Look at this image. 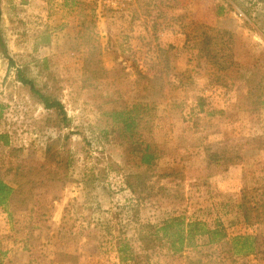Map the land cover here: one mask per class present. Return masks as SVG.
Listing matches in <instances>:
<instances>
[{
  "label": "rangeland",
  "instance_id": "rangeland-1",
  "mask_svg": "<svg viewBox=\"0 0 264 264\" xmlns=\"http://www.w3.org/2000/svg\"><path fill=\"white\" fill-rule=\"evenodd\" d=\"M1 9L15 65L9 70L0 53V132L23 150L10 153L0 141V177L14 184L15 173H30L35 196L27 207L0 205V264H186L188 256L225 254L229 246L209 243L206 233L218 221L229 235L260 231L237 214L243 191L264 184V104L250 93L264 78V0H1ZM158 44L174 75L191 74L189 86L151 94L136 83L134 58L150 59ZM89 58L105 68L91 87ZM17 68L37 89L58 93L69 125H56L59 111L37 101ZM199 95L214 109L200 113L199 131L176 113L162 128L163 161L183 168V180L135 195L126 176L137 159L106 112L135 99L186 110ZM65 135L68 173L44 166L47 139L62 137L63 145ZM215 142L241 148L243 160L209 167L204 146ZM149 222L160 240L144 250L138 232ZM237 264L264 260L250 255Z\"/></svg>",
  "mask_w": 264,
  "mask_h": 264
},
{
  "label": "trees",
  "instance_id": "trees-1",
  "mask_svg": "<svg viewBox=\"0 0 264 264\" xmlns=\"http://www.w3.org/2000/svg\"><path fill=\"white\" fill-rule=\"evenodd\" d=\"M1 17L0 0V21ZM159 29L161 28L156 24L154 30L158 31ZM48 40L45 43H49ZM158 47L159 50L156 52L151 48L149 49L148 54L153 53L150 59L147 58V55L134 58L132 66L136 73V83L149 89L151 94H164L170 88L189 86L191 74L188 75V72H186L182 75L178 73L174 75L169 57L164 59V48H161L160 44H158ZM0 53L9 60L10 70L15 62L9 55L1 26ZM100 62V60L92 58L86 60L85 66L89 76L87 79L85 77L84 80L87 81L85 83L90 87L93 84L99 85L102 83V73L105 68L101 66ZM16 76L22 85L30 88L32 95L40 104L47 109H57L59 111L62 116L61 122L56 124L59 128L69 125L70 118L65 110V104L56 91L44 92L37 89L34 80L29 78L21 68L16 69ZM57 82L55 81V84ZM256 84L257 86L251 89L250 93L255 99L264 104V78L263 80L257 78ZM115 97L113 99H117V96ZM196 100L195 105H191L185 110L186 107L180 102H171L168 108L166 105L158 104L154 100L135 99L123 108H111L110 111L106 112L112 118L114 124L117 125L119 137L130 145L131 153L137 159L138 169L126 176L127 185L135 195L151 196L159 190H167L168 183L179 184L181 183L179 180H183L186 175L183 168L166 166L165 161H163L168 153L163 143L166 138L168 139L169 134L168 130L162 128L170 124L172 113H176L180 118L188 119L191 122L188 127L195 129V132L199 131L203 118L200 113L206 112V114H209L214 109L206 108L205 97L199 95ZM2 107L3 105L0 104V108ZM61 139L62 137H49L47 139L44 166L53 169L56 167L55 169L64 170L68 173L73 161L71 151L66 147L69 140L68 135L64 136L63 145H61ZM0 141L9 147L10 153L23 150L22 147L14 146L8 130L0 132ZM204 151L209 167L222 166L227 168L231 164L243 160L241 148L229 147L225 143H209L204 146ZM15 176L17 178L14 180V184H9L0 177V205H9L8 203L16 201V204L20 207H27L29 201L35 196V180L27 172H17ZM238 208L239 213L237 215L240 216L238 219L241 218L247 224L256 225L260 231L256 234L229 235L224 225L218 221L217 226L207 229L206 233L209 234V243H223L229 246L225 250V254L211 252L207 254L200 253L194 257L188 256L186 264H237L241 258L250 255H256L264 260V184L246 188L243 191ZM195 224H198V222H193V225ZM154 229L152 223L149 222L147 229L138 232V238L144 250L153 249L159 244L160 236L157 230ZM191 235L194 236V234ZM118 244L120 246L119 252L122 255L127 250L121 247V241ZM0 253L2 254V251ZM126 259V257H123V260Z\"/></svg>",
  "mask_w": 264,
  "mask_h": 264
}]
</instances>
